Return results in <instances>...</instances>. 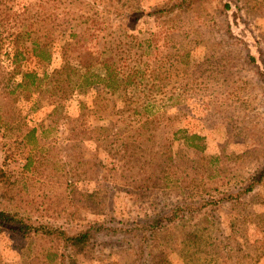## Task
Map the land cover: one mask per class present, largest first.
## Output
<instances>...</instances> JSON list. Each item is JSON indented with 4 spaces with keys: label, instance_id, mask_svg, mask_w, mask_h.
I'll list each match as a JSON object with an SVG mask.
<instances>
[{
    "label": "rangeland",
    "instance_id": "1",
    "mask_svg": "<svg viewBox=\"0 0 264 264\" xmlns=\"http://www.w3.org/2000/svg\"><path fill=\"white\" fill-rule=\"evenodd\" d=\"M0 264H264V0H1Z\"/></svg>",
    "mask_w": 264,
    "mask_h": 264
},
{
    "label": "trees",
    "instance_id": "2",
    "mask_svg": "<svg viewBox=\"0 0 264 264\" xmlns=\"http://www.w3.org/2000/svg\"><path fill=\"white\" fill-rule=\"evenodd\" d=\"M1 1V0H0ZM26 19H28V15L25 16ZM29 20V19H28ZM33 24V23H32ZM25 28V27H24ZM33 30L31 29H27L26 32L25 30H22V32H20L18 35L15 36V38L11 39L10 41V50H15V52L13 53V58L14 61H17L19 57H24L25 52H23L20 49L19 46V39L24 35V34H32ZM32 48L31 51L34 53V55H36L40 60H45V59H49L48 56H45L46 53H49V51L47 50V43H41L38 40H32ZM92 64L88 65V68L86 69V72L83 73L81 75L82 80L80 82L79 81V85H86L89 84L91 85L92 83H97V82H104L106 87L111 90V91H116L118 89H120L121 87H124L125 89L128 88V85L133 84V79L132 76L134 75V73H130L127 77H122L119 74V71L116 67H111V65L108 62H105L106 65V72L105 74H94L92 72V65L93 62H90ZM50 78V75L48 73L44 74V77H41V75L32 70V71H25L22 73V81L20 83H18V86H27L29 84H33V85H40L42 83V81L46 78ZM95 77V78H92ZM92 79V80H90ZM196 138H200V136L194 134L191 136L186 137L187 140V144L189 146L192 147H197L200 148V146L198 144L195 143ZM253 184L248 185L243 192L246 191H251L253 189ZM22 226H20V229H23V223L21 224ZM57 230V240L59 241V244L62 243L63 246H86L89 245L94 236L97 234V232L100 230L99 227H97L96 225L93 226H89L88 228H85L84 230H81L79 232L73 233V234H69L68 232H66L65 230L62 229H56ZM57 253V251H56ZM56 255V254H55Z\"/></svg>",
    "mask_w": 264,
    "mask_h": 264
}]
</instances>
